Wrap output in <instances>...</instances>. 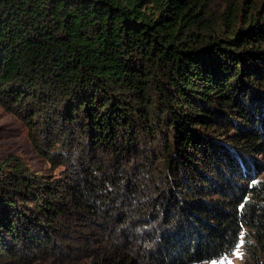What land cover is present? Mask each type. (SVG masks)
I'll list each match as a JSON object with an SVG mask.
<instances>
[{"label":"trees","instance_id":"1","mask_svg":"<svg viewBox=\"0 0 264 264\" xmlns=\"http://www.w3.org/2000/svg\"><path fill=\"white\" fill-rule=\"evenodd\" d=\"M0 264H264V0H0Z\"/></svg>","mask_w":264,"mask_h":264},{"label":"rangeland","instance_id":"2","mask_svg":"<svg viewBox=\"0 0 264 264\" xmlns=\"http://www.w3.org/2000/svg\"><path fill=\"white\" fill-rule=\"evenodd\" d=\"M14 153L25 157L37 168L43 166V161L35 152L24 122L0 105V155ZM244 251L240 243L236 251L218 261L204 264H243Z\"/></svg>","mask_w":264,"mask_h":264}]
</instances>
